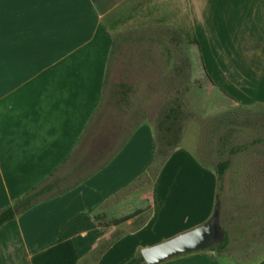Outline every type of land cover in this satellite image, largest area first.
<instances>
[{
	"label": "crops",
	"instance_id": "0c3cea01",
	"mask_svg": "<svg viewBox=\"0 0 264 264\" xmlns=\"http://www.w3.org/2000/svg\"><path fill=\"white\" fill-rule=\"evenodd\" d=\"M144 31L177 34L166 45L184 53L176 60L186 71L170 70L174 79L190 80L192 53L217 93L264 107V0H0V211L54 185L0 229V264H124L211 217L215 171L191 156L190 167L180 149L145 192L136 187L156 156L142 127L78 179L117 39ZM208 250L163 264H220Z\"/></svg>",
	"mask_w": 264,
	"mask_h": 264
},
{
	"label": "rangeland",
	"instance_id": "374dc122",
	"mask_svg": "<svg viewBox=\"0 0 264 264\" xmlns=\"http://www.w3.org/2000/svg\"><path fill=\"white\" fill-rule=\"evenodd\" d=\"M117 40L121 41L109 59L102 102L95 117L98 126L90 129L77 164L78 179L113 158L141 127L153 134L156 143L148 176L136 185L142 193L177 149H183L179 154L190 167L195 161L191 157L208 169L229 160L216 206L214 202L219 210L218 226L228 245L222 253H207L218 258L220 264L258 262L264 257V107L241 108L217 93L199 76L192 53L185 54L190 62V80L174 79L170 70L177 71L180 66L183 73L186 70L176 60L184 53L166 45L177 41L170 33L144 31ZM149 41H158L163 48L156 49ZM167 51L176 65L165 64ZM224 140L228 141V149H245L234 156L220 155Z\"/></svg>",
	"mask_w": 264,
	"mask_h": 264
},
{
	"label": "water",
	"instance_id": "95a60500",
	"mask_svg": "<svg viewBox=\"0 0 264 264\" xmlns=\"http://www.w3.org/2000/svg\"><path fill=\"white\" fill-rule=\"evenodd\" d=\"M219 210L215 207L209 220L190 231L140 251L144 264H163L173 258L216 248L223 242L218 226Z\"/></svg>",
	"mask_w": 264,
	"mask_h": 264
},
{
	"label": "trees",
	"instance_id": "16d2710c",
	"mask_svg": "<svg viewBox=\"0 0 264 264\" xmlns=\"http://www.w3.org/2000/svg\"><path fill=\"white\" fill-rule=\"evenodd\" d=\"M177 35V34H172ZM124 36V35H123ZM123 36H120V38H123ZM222 145L220 146V155H223L225 153L230 154L231 156L237 155L241 153L245 147H236V148H231L228 149V141L224 140L221 142ZM230 165V161H221L217 163L215 166V176H216V182H217V188H216V194H215V206L219 201V195L218 192L222 191V182L224 175ZM54 185L50 181L42 184L41 186L37 187L36 189L32 190L31 192L27 193L20 199H18L12 207H7L3 210L0 211V229L8 222L12 221L15 219L16 216L27 212L29 209H31L34 205H36L39 201L43 200L47 195L53 192ZM122 222L124 220H121ZM113 222V225H119L120 222ZM223 233V242L221 245H219L216 248H211L209 250L215 251L217 253H222L225 251L226 246L228 245L227 239L225 237V233ZM124 264H144L143 259L141 258L140 255H137L130 260H128Z\"/></svg>",
	"mask_w": 264,
	"mask_h": 264
}]
</instances>
